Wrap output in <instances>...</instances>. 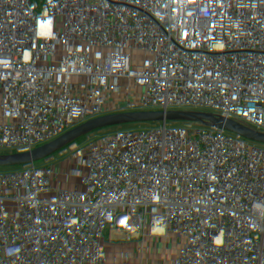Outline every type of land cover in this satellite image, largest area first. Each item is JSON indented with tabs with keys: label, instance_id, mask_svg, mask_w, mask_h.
Segmentation results:
<instances>
[{
	"label": "built area",
	"instance_id": "built-area-1",
	"mask_svg": "<svg viewBox=\"0 0 264 264\" xmlns=\"http://www.w3.org/2000/svg\"><path fill=\"white\" fill-rule=\"evenodd\" d=\"M69 1L56 28L29 29L15 72H0V104L13 96L0 107V264L146 239L264 264V0H213L218 30L204 46L238 56L242 78L202 71L159 24L163 0ZM40 40L63 56L24 78ZM90 49L116 67L119 97L97 84L72 93L84 114L48 81ZM67 264L191 263L124 252Z\"/></svg>",
	"mask_w": 264,
	"mask_h": 264
},
{
	"label": "trees",
	"instance_id": "trees-1",
	"mask_svg": "<svg viewBox=\"0 0 264 264\" xmlns=\"http://www.w3.org/2000/svg\"><path fill=\"white\" fill-rule=\"evenodd\" d=\"M55 6H62V10L54 12ZM72 7L70 1L63 5V0H0V72H15L28 45L30 28H56L60 18L72 12ZM219 11L213 0H163L158 6L157 19L168 34L181 40L202 71L223 78L233 69L242 78L243 64L238 56L219 55L213 47L199 41L201 35L209 40L216 35ZM116 72V67L102 58L97 49H90L71 56L52 77L60 87L55 88L52 79L48 86L54 94L69 99L75 108L86 114L87 109L74 101L71 94L94 82L115 102L119 97ZM90 255L93 254L79 257Z\"/></svg>",
	"mask_w": 264,
	"mask_h": 264
},
{
	"label": "water",
	"instance_id": "water-1",
	"mask_svg": "<svg viewBox=\"0 0 264 264\" xmlns=\"http://www.w3.org/2000/svg\"><path fill=\"white\" fill-rule=\"evenodd\" d=\"M63 53L47 68L30 73L24 78L43 75L49 72L62 58ZM13 100L11 96L8 100L0 104V107L10 104ZM124 252H152L168 258L183 259L191 264H225L209 256L192 249L183 248L177 244L157 241V240H131V241H99L83 242L62 245L29 259L23 264H51L58 260L101 253H124Z\"/></svg>",
	"mask_w": 264,
	"mask_h": 264
},
{
	"label": "rangeland",
	"instance_id": "rangeland-1",
	"mask_svg": "<svg viewBox=\"0 0 264 264\" xmlns=\"http://www.w3.org/2000/svg\"><path fill=\"white\" fill-rule=\"evenodd\" d=\"M217 30H218V24H217V27H216V30H215V33H217ZM215 36V35H214ZM211 37V39L214 38ZM211 39L209 40L205 35H201L199 37V41L205 45L206 42H210ZM38 59L36 58V60L34 61L35 64H38ZM55 60H52V58L49 56L48 58H45L44 62L45 64L43 65L42 64V67L41 69H45L47 67H49ZM52 79V78H51ZM51 83L52 85L56 88V83H55V80H51ZM96 87V83L94 82H90L88 87L86 89H89V90H93L95 89ZM79 90H84V89H79ZM78 90V91H79ZM77 91V92H78ZM57 95V94H56ZM23 103H21L18 108H23ZM17 110V107L16 106H10L7 108V111L8 112H11V111H16ZM146 240H152V239H146ZM160 241V240H159ZM161 241H167V240H161ZM168 242H171V241H168ZM136 254H131L129 253V255H133V256H152V257H160L161 255L157 254V253H152V252H134ZM119 253H101V254H93V255H90V256H87V257H79V256H74V257H71V258H67V259H63V260H59V261H55L54 263H51V264H67V263H70V262H75V261H78L79 259H82V258H90V259H100V258H113V257H116L118 256Z\"/></svg>",
	"mask_w": 264,
	"mask_h": 264
},
{
	"label": "crops",
	"instance_id": "crops-1",
	"mask_svg": "<svg viewBox=\"0 0 264 264\" xmlns=\"http://www.w3.org/2000/svg\"><path fill=\"white\" fill-rule=\"evenodd\" d=\"M58 47L51 41H42L40 40L34 47L32 53L28 57L27 70H33L32 72H37L41 70L42 64L44 65L45 58L49 56L52 60H56L59 57ZM38 59V64H35L34 61Z\"/></svg>",
	"mask_w": 264,
	"mask_h": 264
}]
</instances>
